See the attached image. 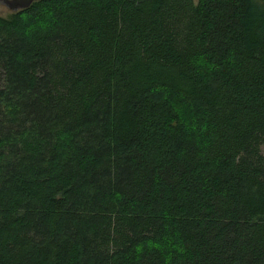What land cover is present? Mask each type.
I'll list each match as a JSON object with an SVG mask.
<instances>
[{
  "label": "trees",
  "instance_id": "1",
  "mask_svg": "<svg viewBox=\"0 0 264 264\" xmlns=\"http://www.w3.org/2000/svg\"><path fill=\"white\" fill-rule=\"evenodd\" d=\"M0 264H264V0L0 15Z\"/></svg>",
  "mask_w": 264,
  "mask_h": 264
},
{
  "label": "water",
  "instance_id": "2",
  "mask_svg": "<svg viewBox=\"0 0 264 264\" xmlns=\"http://www.w3.org/2000/svg\"><path fill=\"white\" fill-rule=\"evenodd\" d=\"M34 1L36 0H0V3L9 9L10 12H16L27 8Z\"/></svg>",
  "mask_w": 264,
  "mask_h": 264
},
{
  "label": "rangeland",
  "instance_id": "3",
  "mask_svg": "<svg viewBox=\"0 0 264 264\" xmlns=\"http://www.w3.org/2000/svg\"><path fill=\"white\" fill-rule=\"evenodd\" d=\"M8 12H10L9 9H7L4 5L0 3V15H5Z\"/></svg>",
  "mask_w": 264,
  "mask_h": 264
}]
</instances>
